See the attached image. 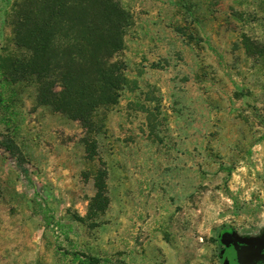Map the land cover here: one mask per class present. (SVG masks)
Here are the masks:
<instances>
[{"label":"rangeland","instance_id":"obj_1","mask_svg":"<svg viewBox=\"0 0 264 264\" xmlns=\"http://www.w3.org/2000/svg\"><path fill=\"white\" fill-rule=\"evenodd\" d=\"M18 1L0 0V59L23 54L11 26ZM177 3L176 29L196 62L166 70L175 83L159 87L125 71L117 104L96 113L91 133L38 105L35 84H0V142L13 139L26 170L0 146V264H76L81 255L219 264L221 229L264 230V0ZM137 91L136 132L109 134L108 113ZM101 170L108 205L99 212L91 200Z\"/></svg>","mask_w":264,"mask_h":264},{"label":"trees","instance_id":"obj_2","mask_svg":"<svg viewBox=\"0 0 264 264\" xmlns=\"http://www.w3.org/2000/svg\"><path fill=\"white\" fill-rule=\"evenodd\" d=\"M131 16L118 0H19L12 12L14 45L22 55L0 59V84L31 82L36 102L51 108L91 133L101 109L115 106L125 85V64L118 59ZM4 99L0 95V104ZM94 156L95 143L85 141ZM26 173L12 138L0 142ZM91 205H108L105 172L95 177ZM76 264H99L90 256H74Z\"/></svg>","mask_w":264,"mask_h":264},{"label":"crops","instance_id":"obj_3","mask_svg":"<svg viewBox=\"0 0 264 264\" xmlns=\"http://www.w3.org/2000/svg\"><path fill=\"white\" fill-rule=\"evenodd\" d=\"M120 1L132 15V24L124 36V49L119 54V59L125 64L127 78L140 87L174 84V79L169 78L166 70L185 71L197 60L195 50L183 42L176 29L182 21V12L177 0ZM176 75L177 73L174 74ZM143 97L138 91L127 92L121 97L118 109L110 111L107 115L106 128L109 134L114 133L123 138L136 132L135 123L130 125L129 120H135L139 114L133 106L136 102H143ZM129 128L132 130L129 131ZM122 144L125 150H132L141 145H148L152 150V144ZM150 164L151 161L148 166H151Z\"/></svg>","mask_w":264,"mask_h":264},{"label":"flooded vegetation","instance_id":"obj_4","mask_svg":"<svg viewBox=\"0 0 264 264\" xmlns=\"http://www.w3.org/2000/svg\"><path fill=\"white\" fill-rule=\"evenodd\" d=\"M219 264H264V230L238 233L232 228L218 232Z\"/></svg>","mask_w":264,"mask_h":264}]
</instances>
